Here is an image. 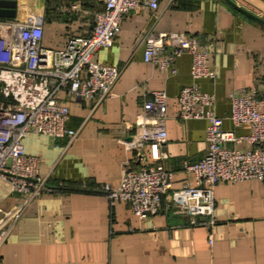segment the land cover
<instances>
[{"label":"crops","instance_id":"0c3cea01","mask_svg":"<svg viewBox=\"0 0 264 264\" xmlns=\"http://www.w3.org/2000/svg\"><path fill=\"white\" fill-rule=\"evenodd\" d=\"M233 1L264 19V0ZM17 2L15 18L41 16L42 45L52 49L62 48L69 35H87L94 12L103 6V0ZM74 3L79 10L70 8ZM151 31L209 40L207 64L215 78L193 79L187 52L176 58L174 74L145 61L144 35ZM96 58L118 66L120 73L101 101L61 94L69 109L66 126L76 131L75 138L27 133L23 139L25 153L38 158L44 189L27 199V193H12L10 183L0 179V208L12 212L21 205L0 243V264H264V181L218 182L212 225L200 218L193 223L175 211L169 195L162 196L157 213L139 219L128 202L112 201L101 189L105 183L118 185L124 164L138 169L161 162L172 171L173 189L194 183L182 161L203 157L206 121L179 117L176 97L184 85L195 82L214 94L223 129L249 132L248 125L234 126L227 118L230 94L254 88L264 96V25L225 0H160L156 9L125 15L116 38ZM154 89L167 95L162 158L155 144L141 150L125 144L141 131L136 120Z\"/></svg>","mask_w":264,"mask_h":264},{"label":"built area","instance_id":"2783aa9c","mask_svg":"<svg viewBox=\"0 0 264 264\" xmlns=\"http://www.w3.org/2000/svg\"><path fill=\"white\" fill-rule=\"evenodd\" d=\"M159 1L103 0L102 8L93 14L89 33L69 35L65 45L55 49L42 45L41 16L0 18V179L10 183L12 193H27L29 199L44 189L38 158L24 150L27 133L72 141L76 131L66 126L69 109L61 94L67 99L94 97L98 101L109 95L120 68L99 62L98 51L113 42L125 15L143 7L156 9ZM70 8L80 9L78 3ZM209 42L190 33L151 31L144 35L143 58L174 74L176 58L187 52L191 55L192 78L214 79L215 70L207 64ZM148 94L136 120L141 131L125 141L127 148L141 150L151 143L161 150L166 143L167 95L157 89ZM230 98L227 118L234 126L248 125L247 134L236 135L222 128L223 117L214 111L213 93L201 91L195 82L179 89V117L206 121L203 157L195 162L182 161L183 169L193 176V184L173 189L172 171L157 162L138 169L124 164L118 185L105 183L101 189L112 201L128 202L139 219L157 213L162 196L169 195L175 211L189 215L193 223L200 218V223L212 225L214 187L218 182L264 181V96L257 95L254 88H240ZM242 142L246 146L240 147ZM19 208L20 204L12 212L0 208V225L9 215L17 218ZM6 232H2L0 243Z\"/></svg>","mask_w":264,"mask_h":264},{"label":"water","instance_id":"95a60500","mask_svg":"<svg viewBox=\"0 0 264 264\" xmlns=\"http://www.w3.org/2000/svg\"><path fill=\"white\" fill-rule=\"evenodd\" d=\"M43 4L46 0H39ZM229 5L234 7L236 10L247 15L248 17L258 21L264 25V19L256 14H253L240 5L236 4L233 0H225ZM18 2L17 0H0V18H13L16 15Z\"/></svg>","mask_w":264,"mask_h":264},{"label":"rangeland","instance_id":"374dc122","mask_svg":"<svg viewBox=\"0 0 264 264\" xmlns=\"http://www.w3.org/2000/svg\"><path fill=\"white\" fill-rule=\"evenodd\" d=\"M16 195H19V194L16 193ZM3 212H5V211H3ZM3 212H2V213L0 212V218H1V216L3 215ZM12 216H13V215H9L7 218L4 219L3 224L0 225V239H1V237H2V232L5 231V230H7L8 226H9L10 223L12 222V219H13ZM3 217H4V216H3Z\"/></svg>","mask_w":264,"mask_h":264}]
</instances>
